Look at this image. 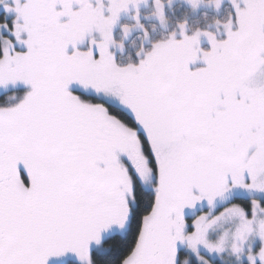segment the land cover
Wrapping results in <instances>:
<instances>
[{"label":"snow or ice","instance_id":"6c2138e0","mask_svg":"<svg viewBox=\"0 0 264 264\" xmlns=\"http://www.w3.org/2000/svg\"><path fill=\"white\" fill-rule=\"evenodd\" d=\"M0 264H264V0H0Z\"/></svg>","mask_w":264,"mask_h":264},{"label":"rangeland","instance_id":"374dc122","mask_svg":"<svg viewBox=\"0 0 264 264\" xmlns=\"http://www.w3.org/2000/svg\"><path fill=\"white\" fill-rule=\"evenodd\" d=\"M177 7H179V4H177Z\"/></svg>","mask_w":264,"mask_h":264}]
</instances>
